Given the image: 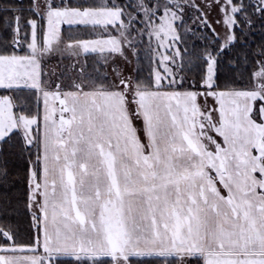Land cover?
Listing matches in <instances>:
<instances>
[{"label":"snow or ice","instance_id":"snow-or-ice-1","mask_svg":"<svg viewBox=\"0 0 264 264\" xmlns=\"http://www.w3.org/2000/svg\"><path fill=\"white\" fill-rule=\"evenodd\" d=\"M0 264H264V0H0Z\"/></svg>","mask_w":264,"mask_h":264}]
</instances>
